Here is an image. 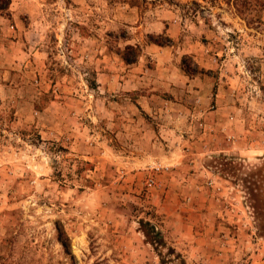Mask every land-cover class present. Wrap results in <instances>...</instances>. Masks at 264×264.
I'll list each match as a JSON object with an SVG mask.
<instances>
[{"label":"rangeland","instance_id":"1","mask_svg":"<svg viewBox=\"0 0 264 264\" xmlns=\"http://www.w3.org/2000/svg\"><path fill=\"white\" fill-rule=\"evenodd\" d=\"M0 264H264V0H10Z\"/></svg>","mask_w":264,"mask_h":264},{"label":"trees","instance_id":"2","mask_svg":"<svg viewBox=\"0 0 264 264\" xmlns=\"http://www.w3.org/2000/svg\"><path fill=\"white\" fill-rule=\"evenodd\" d=\"M10 0H0V15L5 12L9 6ZM147 40L149 43H153L161 46L162 44L158 42V37L147 36ZM139 54L138 46L125 45L121 51L118 52V55L122 62L126 65L133 64L136 61V58ZM184 72L188 75H192L196 73L195 70H190L188 68H184ZM140 227L142 229V233L146 240L152 242L156 246L164 247L165 244L161 239L160 233L156 231L152 226H150L146 222H140ZM171 253H173L172 249H169Z\"/></svg>","mask_w":264,"mask_h":264},{"label":"crops","instance_id":"3","mask_svg":"<svg viewBox=\"0 0 264 264\" xmlns=\"http://www.w3.org/2000/svg\"><path fill=\"white\" fill-rule=\"evenodd\" d=\"M157 83V85L159 84V81L158 82H156ZM163 83V85L165 84V81H163L162 82ZM152 92H154V91H152ZM167 92V91H166ZM149 94H151V95H149ZM154 93H149V92H147L146 94H145V97H144V95H142L141 97H140V104H142V106L145 108V110H148V111H156V112H161V110H162V108H164V106H163V104L161 105V104H159V101H160V99H158V97L157 96H155V95H153ZM142 102V103H141ZM157 104H159V105H157ZM165 107H166V105H165ZM203 127V135H201V138H203V137H205L204 135L206 134V131H208V130H206V129H209V127H206V126H202ZM211 129V128H210ZM149 131H146L145 133H144V137L145 136H149V133H148ZM151 137V136H150ZM153 137L154 138H156V136L155 135H153ZM189 138H193V136H189ZM200 139V138H199ZM192 143H195V141H192ZM152 144L153 145H158V144H156V139H154L153 141H152ZM191 144V143H190ZM163 146H166V145H164L163 144ZM233 148V147H232ZM232 151V150H231ZM166 153H168V154H166L167 156H165V157H163L164 159H171L170 157H172V160L171 161H174V158H173V156H172V153H171V150H167L166 151ZM170 154H171V156H170ZM159 159H161V158H159ZM177 160V159H176ZM175 160V161H176ZM177 162V161H176Z\"/></svg>","mask_w":264,"mask_h":264},{"label":"built area","instance_id":"4","mask_svg":"<svg viewBox=\"0 0 264 264\" xmlns=\"http://www.w3.org/2000/svg\"><path fill=\"white\" fill-rule=\"evenodd\" d=\"M149 169V173L147 175V177L145 178L144 181V185L146 188H160L161 184L160 182L157 180L156 175L157 174H162L164 172L168 171V167L167 166H162L159 163H154L151 166L148 167Z\"/></svg>","mask_w":264,"mask_h":264}]
</instances>
